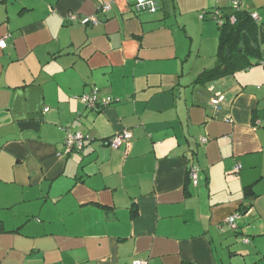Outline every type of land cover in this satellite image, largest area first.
<instances>
[{"label": "crops", "instance_id": "0c3cea01", "mask_svg": "<svg viewBox=\"0 0 264 264\" xmlns=\"http://www.w3.org/2000/svg\"><path fill=\"white\" fill-rule=\"evenodd\" d=\"M155 1L0 0V264H264V39L201 79L218 26L199 15L231 0ZM241 7L264 24V0Z\"/></svg>", "mask_w": 264, "mask_h": 264}, {"label": "trees", "instance_id": "16d2710c", "mask_svg": "<svg viewBox=\"0 0 264 264\" xmlns=\"http://www.w3.org/2000/svg\"><path fill=\"white\" fill-rule=\"evenodd\" d=\"M226 9H229L230 11H224L225 8L201 11L204 17L209 14L211 18L216 21L219 31L216 51L218 65L215 68L202 72L200 75L201 79L202 77L206 78L221 75L223 72H226L230 63L235 66L248 65L251 57L249 55L247 56V53L249 54L250 51H256V55L259 56L260 51H262L258 43L264 39V24L260 22V18H252L250 15L252 11L243 9L241 6L235 7L232 4V0L230 1L229 7H226ZM231 15H234L235 17L233 23L229 20ZM219 20L221 23H219ZM244 55L247 57L246 62L240 61V63H234V57ZM256 55H252V57H256ZM222 66L226 67L224 71L221 69ZM106 144L110 146L108 143Z\"/></svg>", "mask_w": 264, "mask_h": 264}, {"label": "built area", "instance_id": "2783aa9c", "mask_svg": "<svg viewBox=\"0 0 264 264\" xmlns=\"http://www.w3.org/2000/svg\"><path fill=\"white\" fill-rule=\"evenodd\" d=\"M232 4L235 7H239L242 4V0H232ZM134 7L137 11H148V12H154L157 8V2L155 0H134ZM110 9V2H101L97 8L100 12H105ZM218 15V14H217ZM215 15V16H217ZM251 17L254 19H258V13L256 11H252L250 13ZM200 18H203V13H200ZM68 17L71 20L76 19V15L74 13H69ZM229 20L233 23L235 21L234 15H231L229 17ZM82 23H91V24H97L99 22V18L96 15H91L87 17H83L81 19ZM219 23L221 21L219 20ZM5 46V39H0V47ZM223 98V96L219 93L215 94L211 100L210 103L215 107L218 108L220 100ZM113 99L110 96L106 97H97L95 93L91 95H83L81 96V101L84 103L86 107L89 108H99L100 106L109 104ZM254 126H264V122L262 123L259 119L254 120L253 122ZM87 135H84L80 131H75L73 133H68L64 140V153H69L72 150H79L82 148L84 144L85 138H87ZM131 137L130 133L128 131H122L120 133L115 134L113 137L109 138L106 143H108L112 148L119 147L122 143H128L127 141ZM205 138H201L202 142H205ZM240 165H236V170L239 169ZM187 177L188 179L193 183H197V167L195 165H190L187 168ZM238 216V214H232L229 215L225 220L231 227L235 228V219ZM245 242L248 241L247 238L244 239ZM131 264H148V261L146 259H140L136 258L131 261Z\"/></svg>", "mask_w": 264, "mask_h": 264}, {"label": "rangeland", "instance_id": "374dc122", "mask_svg": "<svg viewBox=\"0 0 264 264\" xmlns=\"http://www.w3.org/2000/svg\"><path fill=\"white\" fill-rule=\"evenodd\" d=\"M159 2V4H160V6H161V3H160V1H158ZM204 22H210V23H213V25H214V27H215V29H216V31H217V25H216V21L214 20V19H212L210 16H209V18L207 19V20H204ZM193 33H192V36H193V39L194 40H197L198 39V35H199V31H198V27H194V25L191 27V26H189L188 27ZM189 30V31H190ZM190 31V32H191ZM194 34L196 35V37H194ZM209 36H210V34H209ZM212 36V35H211ZM206 38V40H205V45H206V47H207V43L210 41V40H208L207 39V37H205ZM214 44H215V48H217V44H218V31H217V33H216V41L214 42ZM202 52H207V48H205V46L204 47H202ZM216 52V51H215Z\"/></svg>", "mask_w": 264, "mask_h": 264}]
</instances>
